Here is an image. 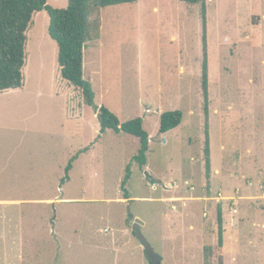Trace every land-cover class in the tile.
Returning <instances> with one entry per match:
<instances>
[{
	"label": "rangeland",
	"instance_id": "374dc122",
	"mask_svg": "<svg viewBox=\"0 0 264 264\" xmlns=\"http://www.w3.org/2000/svg\"><path fill=\"white\" fill-rule=\"evenodd\" d=\"M92 7L85 76L97 106L143 120L147 165L137 137L101 132L98 110L60 74L48 12L34 13L24 86L0 91V264H153L135 218L161 264H211L216 205L223 264H264V0H207L209 175L201 4ZM171 110L182 122L162 133Z\"/></svg>",
	"mask_w": 264,
	"mask_h": 264
},
{
	"label": "trees",
	"instance_id": "16d2710c",
	"mask_svg": "<svg viewBox=\"0 0 264 264\" xmlns=\"http://www.w3.org/2000/svg\"><path fill=\"white\" fill-rule=\"evenodd\" d=\"M101 7L134 3L138 0H68L63 8L52 7L48 0H0V91L17 89L24 86V67L26 65L27 30L32 23L34 13L46 10L50 16L49 33L57 43V61L62 78L79 87L89 105L98 110L101 132L109 129L124 131L139 139V151L135 160L145 167L150 144V135L146 131L141 118H134L123 123L117 115L105 105L95 104V92L92 83L85 76V48L89 39L90 14L92 2ZM190 4H201L203 22V61H202V91L203 110L207 140L205 146V167L207 174L211 171V139H210V80L207 38V0H181ZM180 110L161 113L160 132L165 133L182 122ZM72 168V161L67 171ZM130 167L126 179L122 182L124 198H129L126 189L130 178ZM216 218L212 221L213 242L205 247V252L211 258V264H223L225 253V221L221 205L215 206Z\"/></svg>",
	"mask_w": 264,
	"mask_h": 264
},
{
	"label": "water",
	"instance_id": "95a60500",
	"mask_svg": "<svg viewBox=\"0 0 264 264\" xmlns=\"http://www.w3.org/2000/svg\"><path fill=\"white\" fill-rule=\"evenodd\" d=\"M130 223L132 224L135 235L139 239L140 243L144 246L147 256L148 258H150L151 262L153 264H161L162 255L155 250L152 243L142 231V225L144 224V222L139 218H135L132 219Z\"/></svg>",
	"mask_w": 264,
	"mask_h": 264
},
{
	"label": "built area",
	"instance_id": "2783aa9c",
	"mask_svg": "<svg viewBox=\"0 0 264 264\" xmlns=\"http://www.w3.org/2000/svg\"><path fill=\"white\" fill-rule=\"evenodd\" d=\"M216 198H219L218 200H224L226 198V196H223V194L219 193L218 197H216ZM228 198H229L228 200H230L231 202H234V201L238 200V198L235 195L234 196H230ZM231 210L234 211V212H238V208H236V207H232Z\"/></svg>",
	"mask_w": 264,
	"mask_h": 264
},
{
	"label": "crops",
	"instance_id": "0c3cea01",
	"mask_svg": "<svg viewBox=\"0 0 264 264\" xmlns=\"http://www.w3.org/2000/svg\"><path fill=\"white\" fill-rule=\"evenodd\" d=\"M84 65H85V63H84ZM87 78V77H86ZM239 201H237V203H238Z\"/></svg>",
	"mask_w": 264,
	"mask_h": 264
}]
</instances>
